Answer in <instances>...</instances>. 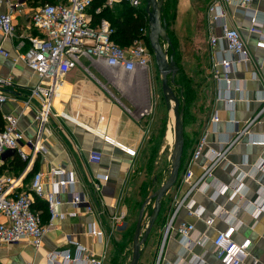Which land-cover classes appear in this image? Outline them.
<instances>
[{
	"label": "crops",
	"instance_id": "0c3cea01",
	"mask_svg": "<svg viewBox=\"0 0 264 264\" xmlns=\"http://www.w3.org/2000/svg\"><path fill=\"white\" fill-rule=\"evenodd\" d=\"M66 1L8 0L0 5V11L13 12L17 29L15 37L11 38L0 33V46L11 53L10 57L0 55V75L13 78V85L7 90L10 100L0 106V128L4 117L14 114L20 115V128L28 137L37 134L39 103L26 105L25 102L39 79L24 62H15L13 56L24 52L30 46L28 37L38 33L31 23L33 11L46 2ZM214 1L164 2V13L170 12L168 29L177 39V48L182 50L185 45L195 48L196 40L202 42L196 53L201 78L193 88H182L185 118L192 127L185 129L180 179L162 201L161 212L143 245L139 264H157L160 256V264H223L213 239L233 219L242 222L235 238L252 240L251 256L243 264H254V259L264 264V211L255 217L253 209L247 207L248 202L258 200V204L261 203L259 197L264 187V145L259 143L264 141V46L260 44L259 35L249 30L250 18L256 16L264 34V0H253L248 7L235 1L218 0L223 14L216 23L210 21L208 13ZM108 7L116 12L122 4ZM136 9L145 8L142 5ZM223 25L240 29L252 56V61L242 63L230 87L214 77V61L225 55V48L223 45L214 48L210 43L211 35H220ZM21 40L25 44L19 49ZM83 64L62 78L61 93L55 100L54 115L44 135L46 151L34 154L33 149L24 144L22 149L28 159H23L17 151H7L0 174L15 179L17 192L30 193L34 174L44 172L46 190L50 191L49 171L64 167L76 182L73 187L61 191V199L67 202L72 190L78 192L93 205L94 215L83 205L78 208L77 216L56 220L39 249L27 240L3 245L0 264H26L31 260L36 264H49V253L65 249L75 253L78 244L89 249L96 258L106 253L103 264H129L140 208L169 177V157L168 161L160 157L162 150L154 140L159 117L164 108L168 109L156 64L147 71L137 69L135 72L120 71L89 59H83ZM84 67H88L90 73ZM179 68L177 77L185 71ZM228 96L235 99L233 107L226 101ZM152 105V114L140 115ZM215 114L219 117L217 123L213 121ZM206 133L204 152L194 160L196 146ZM167 144L164 151H172L173 146L171 148L169 141ZM222 149H226L225 157L215 163L212 174L205 178L209 188L189 192V185L183 182L185 172L191 169L194 179H198L211 164L212 151ZM93 151L102 154L100 163L90 161ZM239 173L246 175L240 182L242 188L238 195L233 196L231 190H219L218 185L229 187L235 183ZM94 181H99V189L93 185ZM180 201L183 204L166 235V227ZM192 201L191 210L188 204ZM153 206L154 201L147 205L146 219ZM219 208L221 211L217 215ZM58 210L71 212L74 207L65 203ZM39 211L43 225L48 226L49 211ZM209 219H214L212 226L207 224ZM91 222L104 232L102 239L89 234ZM182 222L194 224L197 233L208 238L205 244L191 240L183 245L178 232ZM196 257L202 262L195 261Z\"/></svg>",
	"mask_w": 264,
	"mask_h": 264
},
{
	"label": "built area",
	"instance_id": "2783aa9c",
	"mask_svg": "<svg viewBox=\"0 0 264 264\" xmlns=\"http://www.w3.org/2000/svg\"><path fill=\"white\" fill-rule=\"evenodd\" d=\"M8 0H0V5ZM235 1L238 5L249 6L253 0H229ZM94 0H67L61 3L46 2L37 7L31 14V23L37 30V34L28 37L30 46L24 52H18L13 59L15 62H24L37 76L38 83L34 85L26 100V105H31L38 101L36 119L39 122L38 131L35 137H28L20 128V115L8 114L4 117V126L0 130V168L3 163V156L7 151H17L23 159H28V155L22 149L26 144L33 149L34 154L46 151L44 145V135L47 132V125L54 115L55 100L61 93L62 78L72 69L84 66L83 59H89L97 63L105 64L109 67L125 72H135L137 69L149 70L155 63L154 53L148 48L144 37L148 36L149 26L141 29V34L135 38L131 45L125 47L113 39L115 28L110 20L102 18L98 22L93 20ZM126 2L132 7L140 8L143 0H104L102 6L96 9L100 13L103 8L116 3ZM210 21L218 22L222 14L219 9L218 0H215L208 10ZM251 26L249 30L260 37V44L264 46V34L261 29L262 23L259 18H250ZM16 23L12 11H0V33L4 37L11 38L16 35ZM212 47L223 45L225 55L214 61V77L219 82H224L228 87L234 81L242 63L252 61L251 53L247 43L240 31L236 27L223 25L220 35L212 34L210 38ZM21 40L18 48L24 45ZM18 49V50H19ZM0 55L10 57L11 53L0 46ZM90 73L88 67H84ZM13 85L11 76L0 75V106L10 100L7 93L8 87ZM239 88L237 87V90ZM226 101L233 107L235 99L228 96ZM153 105L141 112V116H148L153 113ZM213 121L217 123L219 117L215 114ZM207 133L198 142L193 159H198L204 152L207 144ZM264 145L263 142H259ZM226 149L212 151L211 164L204 173L194 179V172L188 169L183 182L189 185V192L196 188L208 189L210 185L205 182V178L212 174L215 163L225 157ZM103 156L100 152L93 151L90 154V161L100 163ZM32 163V159L30 160ZM264 167V162L263 166ZM50 185L52 189L46 190L44 172H36L31 183V192H17V183L14 178L0 174V247L3 245L18 243L23 240L29 241L36 249L43 246L44 236L58 219H65L69 216L78 215V208H86V211L94 215L95 209L84 195L71 191L70 198L64 202L61 191L74 186L76 180L73 174L64 167H54L49 173ZM245 173L237 175L236 182L229 185H218L220 191H232L236 196L241 191L240 182L244 179ZM93 185L99 189V181H94ZM44 199L48 204L50 213V223L44 226L40 212L33 208L35 198ZM261 203L258 200L248 202V209H253L255 217L264 211V187L260 193ZM257 202V203H256ZM69 203L74 207L71 212H60L58 210L63 204ZM183 201L177 203V207L166 227V235L173 227V222L181 208ZM194 201L189 203L192 210ZM221 209L217 210V215ZM214 219L207 220L208 226H212ZM242 225L241 221L229 222L226 229L219 230L213 244L217 255L223 264H243L251 256L252 240L245 238L238 241L235 234ZM88 232L90 235L102 239L104 232L96 227L95 222H91ZM183 245L193 240L197 244H205L208 238L201 233H197L196 226L191 223L182 222L178 227ZM197 234V235H196ZM106 253L100 258L93 256L89 249L78 244L75 253L70 249L55 250L48 254L49 264H103ZM195 261L202 262L201 259ZM161 256L157 264H160ZM26 264H36L34 261H27ZM254 264H262L254 259Z\"/></svg>",
	"mask_w": 264,
	"mask_h": 264
},
{
	"label": "water",
	"instance_id": "95a60500",
	"mask_svg": "<svg viewBox=\"0 0 264 264\" xmlns=\"http://www.w3.org/2000/svg\"><path fill=\"white\" fill-rule=\"evenodd\" d=\"M145 1L146 6L144 8L148 15L149 43L155 56L157 70L162 77L164 99L167 108L173 111L176 124L174 129V146L172 150L170 175L167 181L150 195L140 208L133 237L132 257L129 264H139L143 245L147 242L161 212L162 201L180 179L186 144L184 125L186 103L183 97V90H181L180 95H178L175 90V87L180 88V85L176 81L180 68L175 59L176 50L168 34V21L163 16L165 0ZM166 44L171 48V53L166 48ZM152 201H154V206L151 214L146 219V207Z\"/></svg>",
	"mask_w": 264,
	"mask_h": 264
},
{
	"label": "trees",
	"instance_id": "16d2710c",
	"mask_svg": "<svg viewBox=\"0 0 264 264\" xmlns=\"http://www.w3.org/2000/svg\"><path fill=\"white\" fill-rule=\"evenodd\" d=\"M103 3H104V0H94L93 2L92 12H93L94 22H98L102 18H106L110 20L112 23V26L115 28L113 39L122 46L127 47L131 45V43L135 40V38H137L141 34V29L147 26L148 24V21H147L148 17H147V13L145 12V9H136L132 7L131 5H129L128 3L122 2L121 3L122 8L118 9L117 12H112L110 10V7L107 6L103 8L100 13H96V9L99 6H102ZM164 12H165V8L163 11V16L167 19L168 25H169V20L166 17L167 12L166 14ZM125 40L127 42H125ZM144 40L146 41L148 48L152 51L148 36L144 37ZM175 59L178 64L176 56H175ZM185 87H186L185 85L180 84V89L185 88ZM189 91L190 90H188V92ZM190 96H191V93H190ZM3 126L0 128V130L3 128ZM33 208L37 211L42 209L43 210L42 212L49 211L47 202L38 197L35 198ZM40 215H41V212H40Z\"/></svg>",
	"mask_w": 264,
	"mask_h": 264
},
{
	"label": "rangeland",
	"instance_id": "374dc122",
	"mask_svg": "<svg viewBox=\"0 0 264 264\" xmlns=\"http://www.w3.org/2000/svg\"><path fill=\"white\" fill-rule=\"evenodd\" d=\"M143 6L144 7L146 6L145 0H143ZM117 11L118 10H116V12ZM169 13L166 14V17L168 18V20H169V16H170ZM170 31L171 30L169 28L168 34L170 35L173 46L175 47V50H176V57H177L178 65L186 71V72L185 71L180 72V75L178 77H176V81L178 84L185 85L189 88H193L194 85L201 78L200 75H198L199 70L197 69V65H198L199 61H198V55H196V53H198V49H200V44H202V42H201V40H196L194 42L195 48L194 47L192 48L189 46L186 47L187 45H185V46H183L182 50H181V47H180V49H178L177 48V46H178L177 39L174 37V35ZM166 48L171 53V48H169V46L167 44H166ZM155 64H156V61H155ZM190 79H193V81H191V83L189 82ZM175 90H176V93L178 95H180V92L182 89L175 87ZM164 109L165 110H163L161 116L159 117V121L157 123L156 132H155L156 134H155L154 140L156 141V143L159 142V147L162 150V152H161L162 155H160V157L162 159L167 160V161H168V157H169V162H171L172 151H170V150H167V152H166V150L164 151V149H167V145H168L167 144V132H168L169 121L171 119V112L169 109H166V108H164ZM185 116H186V112L184 114V125H185V129H186V128L192 127V125H191V123H189V120H186ZM161 158H158L159 162H161V160H162ZM160 164L161 163H159V165ZM170 171H171V165L168 169L169 175H170Z\"/></svg>",
	"mask_w": 264,
	"mask_h": 264
},
{
	"label": "bare ground",
	"instance_id": "6f19581e",
	"mask_svg": "<svg viewBox=\"0 0 264 264\" xmlns=\"http://www.w3.org/2000/svg\"><path fill=\"white\" fill-rule=\"evenodd\" d=\"M172 113V119L169 125V130H168V140L170 142V146L172 148V146H174V129H175V124H176V120L173 114V111H170ZM173 150V149H172Z\"/></svg>",
	"mask_w": 264,
	"mask_h": 264
}]
</instances>
